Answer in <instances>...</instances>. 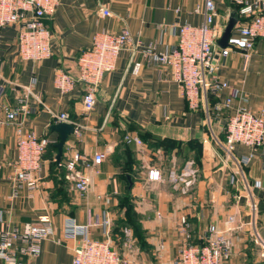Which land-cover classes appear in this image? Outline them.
Wrapping results in <instances>:
<instances>
[{"label":"crops","instance_id":"0c3cea01","mask_svg":"<svg viewBox=\"0 0 264 264\" xmlns=\"http://www.w3.org/2000/svg\"><path fill=\"white\" fill-rule=\"evenodd\" d=\"M216 1L219 47L236 10L231 0ZM102 7L112 17L103 16ZM203 22L200 0H61L55 15L46 21L53 55L38 63L20 59L15 26L0 29V107H15L22 97L30 109L16 123L0 129V229H23L48 214L55 233L43 241L33 260L36 264H73L79 242L63 238L68 218L79 225L95 224L92 237L110 240L118 250H122L123 229L130 227L138 264H174L185 242L178 230L182 216L188 219L190 242L195 244L203 241L209 226L223 227L231 215L237 216L241 227L232 234L228 264H264V156L261 152L248 162L247 147L236 145L229 153L225 144L227 119L238 108L264 110V39L256 41L248 58L233 50L222 60L218 74L230 87L202 101L198 110L189 108L171 70L150 64L146 56L149 46L157 53L174 48L181 25ZM124 28L130 30L132 42L120 54L115 70L104 77L95 110L88 113L82 102L85 86L77 84L71 93L61 94L54 85L56 72L63 69L76 76L78 59L92 47L94 37ZM136 62L142 64L138 75L132 72ZM229 97L233 103L225 108L222 104ZM62 113L82 133L81 138L74 133L69 137L63 163L74 151L107 154L85 195L78 194L66 171L55 165L59 134L51 127L60 123L54 116ZM20 122L23 131L48 138L52 144L43 158L38 187L33 191L24 187L14 197ZM128 135L138 137L143 145L126 144ZM153 169L160 171L159 181L149 180ZM245 184L251 186L258 205L255 215L248 200L236 199L245 194ZM126 200L133 208L131 216ZM108 217L109 234L101 226ZM162 242L164 250L159 248Z\"/></svg>","mask_w":264,"mask_h":264},{"label":"built area","instance_id":"2783aa9c","mask_svg":"<svg viewBox=\"0 0 264 264\" xmlns=\"http://www.w3.org/2000/svg\"><path fill=\"white\" fill-rule=\"evenodd\" d=\"M200 1L204 10V22L201 26L188 23L181 25L179 41L168 52L157 53L154 46H149L146 51L150 64L171 70L191 110H198L202 101L207 102L209 96H218L222 90L230 87L229 82L221 80L218 74L222 60L233 50H239L248 58L255 49L256 41L264 39V0H231L235 6L238 23L227 48H219L215 39V22L219 16L217 1ZM60 3L61 0H0V29L8 26L17 28L18 55L22 61L38 63L52 57L53 37L46 21L55 15ZM100 12L106 17L113 15L106 7L100 8ZM131 42L132 35L127 28L120 33H98L94 37L92 47L81 53L76 76L63 69L56 72V89L61 94H69L77 84H83L86 88L82 100L84 109L88 113L94 111L96 96L104 77L115 70L120 54ZM141 68L142 64L136 62L133 74L138 75ZM27 90L30 91L29 88ZM232 103L233 99L229 97L222 106L230 108ZM28 113L30 109L26 99L22 97L18 99L15 107H0V129L5 124L16 123L21 114ZM54 117L60 122L71 123L67 113ZM225 130L227 152L230 153L236 145H243L249 149L248 162L261 152L264 156V110L255 112L244 107L238 108L227 119ZM74 134L81 138L79 127H75ZM124 142L143 145L141 139L129 135L125 136ZM51 144L48 138L25 132L22 123L18 124L17 160L13 177L14 197H17L24 187L30 191L38 187L43 158ZM106 158L105 152L88 156L74 151L61 166L66 170L67 178L73 183L76 192L85 195L90 190L93 176L99 173V167ZM160 179V171L150 170L149 180ZM243 193L245 194L236 196L237 201L242 198L248 200L250 211L255 215L258 205L249 184H245ZM111 225L109 217L101 223L108 234ZM94 226L96 225H79L72 218L65 220L63 238L79 242L75 247L73 264H138L133 257L135 237L130 227L123 229L122 250H118L110 240L94 239L91 235V228ZM240 227L237 216L231 215L223 227L216 224L209 226L203 241L193 244L190 242L188 219L182 216L178 230L185 237V242L174 264H228L234 247L232 234ZM54 233V224L48 214L40 216L36 223L27 224L23 229L1 228L0 261L2 264H36L33 260L39 256L43 241L53 238ZM165 247V242L160 243V250Z\"/></svg>","mask_w":264,"mask_h":264},{"label":"water","instance_id":"95a60500","mask_svg":"<svg viewBox=\"0 0 264 264\" xmlns=\"http://www.w3.org/2000/svg\"><path fill=\"white\" fill-rule=\"evenodd\" d=\"M238 23V18L235 13H232L227 26L225 27L219 41L218 45L220 48L229 47V39L235 29L236 24ZM51 129L59 134V142L55 144V148L57 150V154L55 157V161L58 167L61 166L63 160V154L65 145L69 139V137L74 133L75 127L72 124L60 122L54 124Z\"/></svg>","mask_w":264,"mask_h":264},{"label":"trees","instance_id":"16d2710c","mask_svg":"<svg viewBox=\"0 0 264 264\" xmlns=\"http://www.w3.org/2000/svg\"><path fill=\"white\" fill-rule=\"evenodd\" d=\"M51 146V145H50ZM54 148H55V145H54ZM55 165H56V168L57 169H60L61 171H64L65 169H64V167L63 166H60V167H58L57 166V164H56V162H55ZM66 171V170H65ZM124 206L125 207H127V214L129 215V216H131V215H133V208H132V206L129 204V201L128 200H126L125 202H124ZM131 225H132V223H133V226L132 227H134L135 228V230L137 231V226L135 225V222H133V221H131V222H129Z\"/></svg>","mask_w":264,"mask_h":264}]
</instances>
